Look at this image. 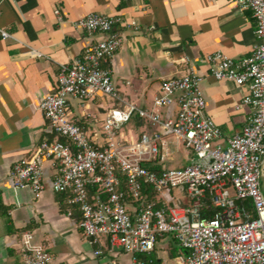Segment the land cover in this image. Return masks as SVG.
<instances>
[{
  "label": "built area",
  "instance_id": "obj_1",
  "mask_svg": "<svg viewBox=\"0 0 264 264\" xmlns=\"http://www.w3.org/2000/svg\"><path fill=\"white\" fill-rule=\"evenodd\" d=\"M228 1L237 11H250L255 42L244 57L216 50L205 61L214 79L247 86L236 107L248 105L251 113L238 133L223 136L206 112L200 75L189 70L163 79L149 109L128 101L113 104L101 123L102 142L96 134L88 135L69 116V98L98 94L119 100L111 70L103 64L120 46L122 36L115 26L124 23L90 12L74 21L75 26L103 36L59 65L55 90L38 105L51 135L28 157L12 163V186L39 196L48 165L50 189L65 195L66 215L79 213L88 242L103 238L109 250L130 254L135 264H147L136 255L151 252L163 235H171L183 250L174 264H264V0ZM128 24L136 27L133 21ZM10 36L0 28L1 39ZM134 117L146 127L135 138H125L118 130ZM171 145L183 152L186 163L166 166ZM206 206L215 211L213 216L202 215ZM31 238L29 232L21 236V264H50V254ZM92 254L99 256L101 250Z\"/></svg>",
  "mask_w": 264,
  "mask_h": 264
},
{
  "label": "crops",
  "instance_id": "obj_2",
  "mask_svg": "<svg viewBox=\"0 0 264 264\" xmlns=\"http://www.w3.org/2000/svg\"><path fill=\"white\" fill-rule=\"evenodd\" d=\"M90 12L126 24H116L122 41L103 64L111 70L119 100L98 94L69 98V116L88 135L96 134L102 142L101 123L113 104L128 101L149 109L163 79L189 70L200 75L206 112L224 137L238 133L251 113L248 105L236 107L247 95V86L214 79L205 61L216 50L244 57L255 42L250 11H237L228 0H0V28L11 35L0 38V264H21L18 248L25 232L31 234V243L50 254V264H135L130 254L109 250L103 238L88 242L79 227V213L66 215L65 195L50 189L48 165L45 187L37 197L26 187L15 189L8 177L15 160L28 157L51 135L38 105L55 90L59 65L103 36L75 26L74 21ZM29 48L43 56L31 55ZM136 122L133 118L118 133L135 138L146 127ZM172 238L158 237L151 251L161 264H174L182 254ZM174 247L177 254L170 257ZM94 249L101 254L93 256Z\"/></svg>",
  "mask_w": 264,
  "mask_h": 264
},
{
  "label": "trees",
  "instance_id": "obj_3",
  "mask_svg": "<svg viewBox=\"0 0 264 264\" xmlns=\"http://www.w3.org/2000/svg\"><path fill=\"white\" fill-rule=\"evenodd\" d=\"M135 119H136V124L137 125H142V123H143V121H142V119H140L139 117H134ZM92 191V189H90L89 188V193ZM148 196H149V198H153L154 197V193L151 191V192H149L148 193ZM62 201H64V203H65V200L63 199ZM182 204H187V201L186 200H184L183 202H182ZM207 205V204H206ZM214 210L212 209V208H210V207H208V206H206V208H204V210L202 209V215H206V216H209V217H211V216H213L214 215ZM174 241H175V239L174 238H172ZM175 243H176V241H175ZM177 244V243H176ZM178 246V245H177ZM180 249V248H179ZM180 254L183 252V250L182 249H180ZM176 254H177V248L176 247H174L173 248V252H171L169 255H170V257H175L176 256ZM136 257H137V259H138V261L139 262H141V263H147V264H161V259H158L157 257H156V255H155V253L154 252H149V253H140V254H137L136 255Z\"/></svg>",
  "mask_w": 264,
  "mask_h": 264
},
{
  "label": "rangeland",
  "instance_id": "obj_4",
  "mask_svg": "<svg viewBox=\"0 0 264 264\" xmlns=\"http://www.w3.org/2000/svg\"><path fill=\"white\" fill-rule=\"evenodd\" d=\"M121 130L122 131L124 130L123 126L119 132H121ZM170 151H171V155L166 161V166L182 165V164L186 163V160H184V158H183V152L182 151H179V152L174 151V147L172 145L170 146ZM170 159H171V161H170ZM260 181H261L260 187H261L262 192L264 193V170H263V175H262Z\"/></svg>",
  "mask_w": 264,
  "mask_h": 264
}]
</instances>
